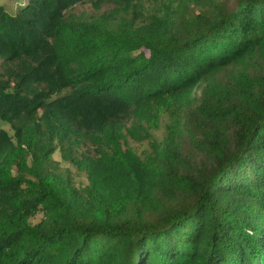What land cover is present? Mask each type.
Wrapping results in <instances>:
<instances>
[{
    "label": "trees",
    "instance_id": "obj_1",
    "mask_svg": "<svg viewBox=\"0 0 264 264\" xmlns=\"http://www.w3.org/2000/svg\"><path fill=\"white\" fill-rule=\"evenodd\" d=\"M0 121V264H264V0L0 4Z\"/></svg>",
    "mask_w": 264,
    "mask_h": 264
},
{
    "label": "rangeland",
    "instance_id": "obj_2",
    "mask_svg": "<svg viewBox=\"0 0 264 264\" xmlns=\"http://www.w3.org/2000/svg\"><path fill=\"white\" fill-rule=\"evenodd\" d=\"M19 1H21V0H0V4H3V3L4 4H9L13 9H15L17 7V4H18ZM22 1L24 2L25 0H22ZM82 7L83 6H78L77 9L79 10ZM0 128H4V129L9 130V131L11 130V127L8 124H6V123H4L2 121H0ZM133 145L136 146L138 149H142L144 147H147L146 144H141L140 145L139 143H133ZM54 158L56 160H58V161H61V154L59 152H56L54 154ZM74 173H75V179H76L78 184H87L88 183L87 176H86L85 173L79 174L75 170H74ZM39 218L40 217L37 216L36 218H34V221H38Z\"/></svg>",
    "mask_w": 264,
    "mask_h": 264
}]
</instances>
